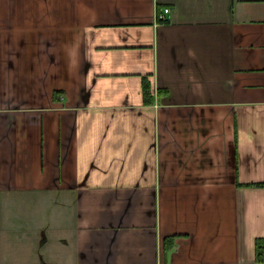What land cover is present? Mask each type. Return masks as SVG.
<instances>
[{"label":"crops","instance_id":"0c3cea01","mask_svg":"<svg viewBox=\"0 0 264 264\" xmlns=\"http://www.w3.org/2000/svg\"><path fill=\"white\" fill-rule=\"evenodd\" d=\"M260 241L264 0H0V264H264Z\"/></svg>","mask_w":264,"mask_h":264},{"label":"built area","instance_id":"2783aa9c","mask_svg":"<svg viewBox=\"0 0 264 264\" xmlns=\"http://www.w3.org/2000/svg\"><path fill=\"white\" fill-rule=\"evenodd\" d=\"M169 12H170V8H169V7L165 8V9L163 10V12H161V13L158 15V18H159L160 20H166V19H167V15L169 14Z\"/></svg>","mask_w":264,"mask_h":264},{"label":"trees","instance_id":"16d2710c","mask_svg":"<svg viewBox=\"0 0 264 264\" xmlns=\"http://www.w3.org/2000/svg\"><path fill=\"white\" fill-rule=\"evenodd\" d=\"M259 244H260L259 245L260 248L264 247V243L262 241H260Z\"/></svg>","mask_w":264,"mask_h":264}]
</instances>
